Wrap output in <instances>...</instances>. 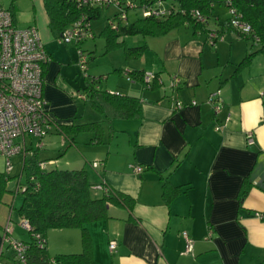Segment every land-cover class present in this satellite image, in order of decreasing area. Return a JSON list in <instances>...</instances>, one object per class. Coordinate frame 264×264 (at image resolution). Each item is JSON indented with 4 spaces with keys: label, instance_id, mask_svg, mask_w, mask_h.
Returning a JSON list of instances; mask_svg holds the SVG:
<instances>
[{
    "label": "crops",
    "instance_id": "1",
    "mask_svg": "<svg viewBox=\"0 0 264 264\" xmlns=\"http://www.w3.org/2000/svg\"><path fill=\"white\" fill-rule=\"evenodd\" d=\"M45 23L36 26L51 56L45 67L42 92L49 117L62 124L100 120L101 115H78V101L89 103L82 86L74 89L70 83V51L64 55L61 48L48 43L53 35ZM206 36L191 25L182 24L149 39L144 52L152 68L143 64L127 68L156 73V85L145 88L147 91L127 84L124 77L113 72L114 68L124 67L108 70L122 81L112 90L105 89L140 97L143 118L116 119L111 126L103 123V143L94 145L107 144L105 154L99 160L83 156L84 163L100 162V182L134 200L129 211L111 205V218L86 225L93 243L91 250L99 264H264V219L256 216L257 212H264V81L247 93L235 85L236 72L240 70L236 68L247 48L234 65L235 41L230 40L227 45L219 40L213 50L208 49L211 45ZM100 75L87 78L100 77L101 83H106L108 76ZM172 77L179 78L180 83L169 88ZM230 82L232 86L228 85ZM101 83L97 85L103 88ZM218 90L221 109L215 113L205 100ZM172 99H180L188 107L175 109ZM193 100L198 103L192 105ZM217 123L221 124L220 130L215 129ZM52 130L47 134L56 133ZM249 131L253 134L251 144L246 140ZM119 134L126 140L121 141ZM85 135L83 140L92 136ZM41 140L36 142L44 147ZM31 141L28 139L30 146ZM69 144L78 148L79 142L76 138ZM48 162L53 165L57 160L50 158ZM78 165L73 164L71 169L85 168ZM137 165L142 168L140 174L134 172ZM244 180L251 183V190L240 205L237 194ZM164 182L170 189L179 188L169 201L163 198ZM17 207H9V222H17L11 216ZM4 228L7 226L0 223V264H17L13 251L2 241ZM182 232L193 239L189 253H184ZM14 238L26 241L29 234ZM45 240L52 255L79 252L82 248L79 228L50 229ZM110 241L116 242L113 250L109 249Z\"/></svg>",
    "mask_w": 264,
    "mask_h": 264
},
{
    "label": "trees",
    "instance_id": "2",
    "mask_svg": "<svg viewBox=\"0 0 264 264\" xmlns=\"http://www.w3.org/2000/svg\"><path fill=\"white\" fill-rule=\"evenodd\" d=\"M135 1L148 3L149 1L154 2L156 0ZM161 2L164 3L166 13L147 17L146 15H140L136 16L134 20L129 19L127 15L131 11L134 13L140 11L141 3H136L138 5L136 7L124 6L121 9V12L126 11L127 18L125 20H122L119 16L120 10L116 11L112 8L113 12L107 19H111L115 26L107 22V25L101 30V35L106 39V48L110 49L120 46L127 59L139 58L143 55L144 51H147L148 47L146 44L128 46L125 40H123L124 37L135 34L159 36L166 34L170 29L180 27L182 24L191 25L196 32L207 33L209 29H212L206 24L208 23V19L213 15L214 5L224 3L230 9H235V13L240 16L243 23L249 25L250 31L248 33L239 32L228 24L229 19H226L225 22L215 20V24L213 25H218V27L213 29L222 35L227 29L236 30L239 38L250 41L252 46L255 45L257 47L255 50H252L250 47L246 50L236 70L247 65L252 55L257 51L264 52V0H229V2L226 0H161ZM77 4V2L72 0H62V2L43 0V7L49 20L48 27L56 39H59L64 29L71 28L74 22L81 19V17L86 19V22L90 24L89 29L92 30L93 22L100 18L101 12L105 9H110L102 6L89 8L88 6H79ZM5 8L11 10L14 23L17 26L15 10L11 7ZM193 11L202 15L205 21L203 23L199 22L193 17L191 13ZM32 25L37 28L35 23L26 27ZM254 37L259 39V44L254 42ZM81 43L82 41L75 44L78 49H81ZM46 52L47 56L51 59L50 53L47 50ZM79 54L80 57L81 55L85 56L86 60L84 64L87 63L88 56L82 52ZM48 62L49 60L43 64V76ZM113 72H117L127 80L139 81L146 88H152L156 85V73H152L154 77L150 81H145L143 75L146 72L141 70L114 68ZM90 79L87 80L86 85L82 87L81 91L87 103L102 118L91 121H74L71 124H62L52 118L50 119V124L53 127V130H50L61 135L63 143H66L67 146L70 145L69 143H74L77 135L80 133L92 134L88 139L89 143H103V123L111 126L112 122L116 119L141 120L143 118V102L140 97L101 88L97 85L102 80L100 77H91ZM76 118L74 117V119ZM36 153L34 148L29 146L21 154V173L26 174V183L22 185L19 178H17L15 191H13L19 193L20 190L22 194V201L15 208L19 219L26 220L29 224V229L26 230L29 234V240H20L25 245V262L23 264H99L94 259L93 251L91 250L93 249V243L86 225L111 218L110 213H108L111 205L123 206L129 211L133 207L134 200L130 196L110 188L106 183H104L105 188H107L106 191H102V194L98 197H91L90 188L93 184L89 181L87 177L88 172L84 167L62 169L53 168V165H49L51 168H48L45 162L46 159L39 160ZM41 163H44L43 167ZM10 179H13V177L10 175L5 176L4 172H0V201H2L1 192L5 190V186ZM242 183L241 189L237 194L240 205L251 190V183L248 180H244ZM166 184L164 182L162 185L163 198L169 201L172 196L177 194L179 188L170 189ZM11 208H14V206H11ZM259 213L262 214V218L260 219H264V212ZM68 227L80 229L81 250L79 252L51 255L48 252L45 240L47 231ZM15 240L19 241V239ZM5 243L14 252L12 247L7 242ZM14 259L17 264H20L15 254Z\"/></svg>",
    "mask_w": 264,
    "mask_h": 264
},
{
    "label": "built area",
    "instance_id": "3",
    "mask_svg": "<svg viewBox=\"0 0 264 264\" xmlns=\"http://www.w3.org/2000/svg\"><path fill=\"white\" fill-rule=\"evenodd\" d=\"M71 1V0H70ZM77 2L79 6L108 7L120 10L122 20L127 18L126 11L121 9L126 7H136V3H141L140 12L142 16H151L155 14H164L166 9L161 0L144 3L136 2L135 0H72ZM229 2V0H226ZM229 8V7H228ZM230 9V8H229ZM234 8H231V18H229L230 26L241 33H248L250 27L243 23L240 16L235 13ZM199 22L203 23L205 18L198 12H191ZM108 17V16H107ZM11 10H8L1 4L0 0V156L4 157L6 164L4 166V175L7 176L12 169L11 158L16 154H23L28 147V139L36 137L41 139L52 129L50 124V115L46 109V101L43 97L44 76L43 64L50 60L47 56L44 44H42L39 32L35 26L26 28H18L14 23ZM108 23L112 24L109 19ZM86 19H81L74 22L71 28L64 29L59 37V42L65 44H78L86 38L93 37V30L89 29ZM207 43L214 46L217 41L222 40V34H219L214 29L207 31ZM254 42L259 44V39L254 37ZM80 55V54H79ZM85 56L81 55L80 65L84 69ZM144 80L150 81L154 76L152 73H145ZM180 83V79L172 77L171 86H176ZM218 92L210 94L208 101L212 104L215 113L221 109V102L218 97ZM192 105L196 102L192 101ZM183 105V103H182ZM175 108L180 109L181 103L176 100ZM228 119H226L227 121ZM216 130L221 129V124H216ZM249 131L246 135L248 144L253 143V134ZM92 167L97 168L99 162L93 161ZM44 163H41L43 167ZM142 171L141 166H134V172ZM104 181L99 184L92 185L93 189L106 191ZM256 216L262 218V214L256 213ZM21 225L28 230L29 224L26 220H22ZM3 242H7L12 249L20 264L25 262V245L21 241L11 238L10 230L4 228ZM185 241L184 253H189L192 249L193 239L186 232L181 233ZM116 242L110 241L109 249L115 248Z\"/></svg>",
    "mask_w": 264,
    "mask_h": 264
},
{
    "label": "rangeland",
    "instance_id": "4",
    "mask_svg": "<svg viewBox=\"0 0 264 264\" xmlns=\"http://www.w3.org/2000/svg\"><path fill=\"white\" fill-rule=\"evenodd\" d=\"M59 2H62V0H57ZM1 4L7 8H13L15 10V20L16 24L19 28L23 29L27 25H31L34 23V20H36V24L39 22H46L45 26L47 27L49 20L47 19V14L45 12V8L43 7V0H1ZM229 8L223 3V4H215L214 5V10L213 15L208 19V23L206 24L207 26L213 28L215 24V20H220V22H225L226 19L231 18V12H229ZM113 12V9H105L101 12L100 18L95 20L93 22V37H89L82 41L80 48L78 49L76 45L73 43H68L65 44L63 42H59L58 39L55 38V36H52V40L48 43H52V46L55 49H62L63 54H69L68 51H70V64H73V70H71V76L70 78V83L74 87V89H78L79 86L84 87L86 85L85 79L89 80L87 77L92 75V74H101L100 76H105L108 78L105 80L106 83H101L100 85L103 88H109L113 89L116 88L119 83V81H122L117 76H115L114 73H108V70L111 69L112 67H124L127 69L128 67H133L134 66H139V65H144L147 68H152V64H150L149 59H147V55L145 54L146 52L143 53L142 56L139 58H131L127 59L122 52L123 49L120 46H115L110 49L106 48V39L103 35H101V30L107 25V16H109ZM141 12L136 11L134 12H129V19L134 20L136 16H140ZM34 19V20H33ZM182 26V25H180ZM41 29V28H39ZM183 29V28H181ZM50 31V30H49ZM203 33V32H201ZM53 35V32H52ZM237 32L233 30L227 29L226 32L224 33V41L227 45H229L230 40L235 41L233 45V52H232V57L235 58V64L236 65L240 59L243 56V52L245 48H252V50L257 49V47L254 45H251L250 41H246L244 39H241L237 36ZM54 37V38H53ZM157 36H143L142 34H135V35H129L127 37H124L123 40H125L126 44L129 46L134 45V44H145L146 42L148 43L149 39H155ZM208 49H213L212 46H208ZM229 47V46H228ZM214 50V49H213ZM82 52L83 54L88 56L87 63H85L84 67H87L86 70H83L79 64L80 60V55L79 53ZM239 56V57H238ZM235 68V67H234ZM264 52H258L254 57L250 59V62L247 65H244L240 68L239 71H237L236 75V80H235V85H239L241 88L244 89V91L247 93L251 91V87L253 88L259 81H264ZM85 71V73H84ZM146 73H151V71H146ZM86 74V75H85ZM85 76V77H84ZM127 84L130 85H135L142 91H147L145 88L142 87L139 82H131L130 80L124 79ZM233 82H230L228 85L232 86ZM169 88H171V82L169 80ZM143 88V89H142ZM220 92V90H218ZM215 92V91H214ZM217 92V91H216ZM209 96V95H208ZM208 96L206 97L205 103L210 106L211 110H213V107L211 103L208 101ZM173 100V108L175 107V102L178 100L181 103V107L185 108L186 106L188 107V103L185 105H182L183 101L180 99H172ZM195 101V100H193ZM82 100L78 101V104L80 105V114L81 115L83 112L84 118H91L92 116H98L99 113L96 112L92 107L88 104L83 105ZM192 102V101H191ZM197 102V101H195ZM198 103V102H197ZM121 135V137H120ZM86 137L85 133H80L77 135V140L79 142L78 148H75L70 145H64L62 141V138L60 135L53 133V134H47L42 137V142L44 147L37 148L38 142L36 137H32V147L38 154V159L44 160L46 159V165L49 163L48 161L50 158L52 160H57V163H53V168H62V169H67V168H74L73 164H79L78 166H85V169L88 172V178L89 181L92 184H99L100 179L98 175V170L97 168L92 167L90 163H84V158L83 156L85 155L87 159L89 160H99L103 154H105L104 150L108 147L107 144H99V145H94L88 142V140H83ZM119 139L122 141L126 140L125 136L122 134H119ZM27 146H30V143L27 144ZM59 149L61 151H59ZM63 151H66L65 153H62ZM87 151L91 152L88 153ZM90 156H93L91 158H88ZM105 156V155H104ZM93 158V159H92ZM48 159V160H47ZM12 162V169L10 170L9 175L13 177V179H10L9 182L5 186V190L2 193V201H0V223L3 226H7V229L10 230L11 238H20L26 235L28 237L26 229L23 228L21 225L22 220H18V214L17 210H12L13 219L17 221L16 223L14 222H9V207L15 205L16 207L21 203L22 201V194L19 190V193H15V187L17 184V178H19L20 182L22 185H25L26 183V174L21 173V162H22V155L21 154H16L11 158ZM99 162V161H97ZM100 163V162H99ZM6 164V161L4 157L0 156V171H4V166ZM45 165V166H46ZM48 168H51L49 165H47ZM99 167V166H98ZM20 176V177H19ZM91 189V197H98L100 195H95L94 192H99L100 194L102 193L100 190ZM57 237H53V243L56 242ZM15 239V238H14ZM51 251H48L53 254ZM61 252V251H60ZM59 254V253H57ZM54 256V255H53Z\"/></svg>",
    "mask_w": 264,
    "mask_h": 264
},
{
    "label": "clouds",
    "instance_id": "5",
    "mask_svg": "<svg viewBox=\"0 0 264 264\" xmlns=\"http://www.w3.org/2000/svg\"><path fill=\"white\" fill-rule=\"evenodd\" d=\"M38 146H41V143L40 142H38ZM91 164V163H90ZM92 165V164H91ZM94 185V184H93Z\"/></svg>",
    "mask_w": 264,
    "mask_h": 264
}]
</instances>
